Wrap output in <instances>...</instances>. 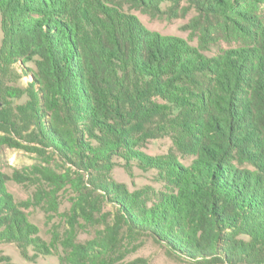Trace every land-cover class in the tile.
I'll return each instance as SVG.
<instances>
[{"label":"trees","instance_id":"obj_1","mask_svg":"<svg viewBox=\"0 0 264 264\" xmlns=\"http://www.w3.org/2000/svg\"><path fill=\"white\" fill-rule=\"evenodd\" d=\"M139 14L185 20L188 36ZM0 16V152L36 159L0 171V244L30 261L150 264L129 259L148 236L193 264H264V0H0ZM161 138L172 146L151 154ZM119 165L157 170L164 189L131 188ZM67 187L46 238L28 209L51 218ZM0 264L16 263L0 249Z\"/></svg>","mask_w":264,"mask_h":264},{"label":"rangeland","instance_id":"obj_2","mask_svg":"<svg viewBox=\"0 0 264 264\" xmlns=\"http://www.w3.org/2000/svg\"><path fill=\"white\" fill-rule=\"evenodd\" d=\"M139 15L144 23L153 30H158L165 34H175L182 37L188 36V33L183 31L181 28L185 23V20L177 19L172 22L157 21L151 20L145 15ZM1 39L2 33L0 28V44ZM28 81L29 79L27 77L23 79L24 83H27ZM170 146H172V141L169 138L157 139L149 146V152L151 154H163ZM35 162V155L24 150L5 148L0 152V171H4L8 174H11L16 168L21 169ZM184 162L188 164L190 163V159H186ZM114 175L118 180L127 183L131 188H134L135 185L143 186L149 184L159 190L164 189V182L159 179L158 171L155 169L143 170L137 166H134L133 173L130 174L124 166L119 165L116 168ZM33 188L34 187L31 185H23L15 181H11L9 183V189L15 194L17 198L20 199H27L30 197ZM74 196L75 195L73 194L70 187L60 191L58 197L59 212L54 214V216L49 219H47L46 213L43 211V209L38 206L28 209L31 220L42 229V233L46 238L50 237V231L53 224H56L58 227H64L63 218L69 212ZM108 211L113 212L110 206H104L103 213ZM101 215L102 213L97 215V219H99ZM103 219L104 217H101L102 221ZM108 219L111 220L112 216L108 217ZM88 237L89 235L86 233L80 234L81 239H87ZM0 249L4 254L9 255L12 259V262L16 264H61L59 257L56 255H42L34 261L27 260L22 256L18 247L13 243L0 244ZM140 256L148 258L150 264H193L189 261L177 259L168 255L166 249L163 246L159 245L148 236H143L139 248L130 255L129 259H134Z\"/></svg>","mask_w":264,"mask_h":264}]
</instances>
